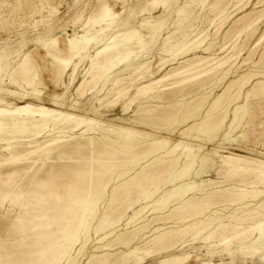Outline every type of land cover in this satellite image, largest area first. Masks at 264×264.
Masks as SVG:
<instances>
[{
  "label": "rangeland",
  "instance_id": "1",
  "mask_svg": "<svg viewBox=\"0 0 264 264\" xmlns=\"http://www.w3.org/2000/svg\"><path fill=\"white\" fill-rule=\"evenodd\" d=\"M17 1L0 0V84L5 90L20 91L22 84L12 82L10 77L21 81L18 66L29 56L30 66L38 75L33 87L25 89L28 92L37 89L45 106L91 117L104 126L129 128L171 145L183 142L194 151L188 162H180L170 172L169 163L162 164L167 159L165 148L144 154L152 146L143 145L132 153L106 137L113 136L118 144L135 143L133 139L108 129L88 131L85 138H92L93 144L71 152L68 159L61 161L52 155L53 164L49 162V167L36 174L31 170L23 179L22 185L27 186L30 181L32 188L51 173L47 187L53 191V197L39 201L44 207L39 210L51 218L50 225L46 223L49 228L34 230L28 220L22 218V224L18 225L19 221L4 219L0 213V264H264V227L260 231L253 229L264 224V184L235 185L237 188L230 196H222L218 192L232 185L223 178L217 163L218 151L224 156L264 160V91L246 98L257 83H264V2L257 5L259 0H167L156 7L153 0H51L39 6L40 14L26 17V13L14 12ZM38 1L31 0L27 8ZM102 2L113 10L115 22L92 44L86 56L107 44L112 35L126 31L137 30L146 45L137 49L132 64L105 75L94 91L81 94L77 90L90 67V59L85 54L75 58L69 70L56 78L50 54L68 56V41L83 34L88 17ZM182 9L185 14L179 17ZM221 15L227 20L220 27L217 24ZM245 16L248 21L261 19L252 29L242 31L244 22L237 26L235 23ZM53 40L55 44L44 47ZM222 63L225 64L220 66ZM143 64L142 73L148 80L160 79L175 70L186 73L155 85V99L151 95L140 96L127 107L136 93V87L131 86L128 97L109 105L115 99L116 91L110 92L114 80L128 76L139 80L136 68ZM74 68L75 81L70 79ZM197 71L201 76L181 86L175 84ZM30 75L34 76V72ZM125 83L122 87L130 86ZM0 97L20 102L17 95L0 93ZM246 102L249 113H241L236 119L237 107ZM150 122L155 125L148 126ZM115 150L121 155L115 157L112 154ZM54 164L67 167L76 181L71 176L57 178L56 171L51 170ZM149 166L162 172L158 187L147 186V193L139 195L138 202L127 210L119 203L112 207L113 197L117 194L124 197L123 192L136 184L141 172ZM186 166L188 169L178 178ZM1 177L2 191L6 183ZM209 181L221 184L196 188L184 198L174 197L168 206H158L178 190ZM130 197L134 198V193ZM81 199L90 201L96 214L68 260L64 254L71 245L72 230L65 233L59 222L73 217L74 201ZM145 206L148 207L141 214L143 219L129 223L128 217ZM111 211L113 215L125 213L124 221L119 224L113 218L99 233L107 235L100 241L96 228ZM227 224L238 229H224ZM22 227L25 230L18 232ZM239 229L252 234L255 246L262 248L259 253H254V247L241 250L239 240L233 239L227 245L219 243L223 236L231 237ZM128 254L132 257L124 259ZM178 259L182 261L178 263Z\"/></svg>",
  "mask_w": 264,
  "mask_h": 264
},
{
  "label": "bare ground",
  "instance_id": "2",
  "mask_svg": "<svg viewBox=\"0 0 264 264\" xmlns=\"http://www.w3.org/2000/svg\"><path fill=\"white\" fill-rule=\"evenodd\" d=\"M50 1L51 0H40L37 3L34 2L31 8H27L29 3H31V0H18L14 12L17 14L26 13L25 16L28 17L29 14L40 12L39 6H45V4L49 3ZM166 1L167 0L165 1L153 0L152 4L156 5ZM263 2L264 0H259L257 5H260ZM184 14L185 11L184 9H182L179 12V17L184 16ZM225 17L226 16L224 15L219 16L220 22H218L217 20L218 22L217 26L221 27L225 24V21L227 20V18ZM245 17L239 19L238 21L236 20L237 22L235 23L237 26V24L244 22V28L242 31H247L249 29H252L253 27L256 26L258 22H260L261 19L260 17V18H256L255 20L248 21L246 20L248 17L246 18ZM115 18H116L115 14L111 9V7L107 3L102 2V4L98 7V10L93 12L88 17L85 23L86 26L82 29L83 34L80 35L77 34L68 41L69 44L68 56H63L61 53L50 54L53 61V71L55 77L57 78L59 76H62L66 71H68L72 63L74 62L75 58L82 57L84 54L86 56L90 51L92 44H94L100 36L105 35V33L107 32L106 30L112 27V25L115 22ZM213 22H216V19H213ZM22 25L23 24L21 23L20 26ZM152 29L154 30L155 26H152ZM93 31L95 33H93ZM101 41L102 40H100V42ZM108 41L109 42L105 44L103 47L98 48L96 50L94 49L93 55L86 56L87 58L90 59L91 64L89 69L85 73L83 82L79 84L77 91L81 92V94H84L86 91H92V90L94 91L97 88V86L100 84V82L103 80L105 75L114 74V72L120 67L123 66L126 67V65L132 64V59L133 56L136 54L137 49H141L146 45L143 43L141 39V35L137 30L126 31L123 33H119L117 35H112L108 39ZM53 44H55V40L44 44V47H49L50 45ZM28 57H26L25 60L23 59L24 61L22 62V64L18 66V68L20 69V74H19L20 76L18 80L21 81H17L13 75L10 77L12 82H15L17 84H22L20 86L19 92H11V91L9 92L5 90L3 86H1L0 84V93H4L6 95L9 94L17 95L20 101V102L12 103L8 101L6 98L0 97V178H2L1 176H4L3 178H5V183H6V186H4L6 187V189L5 190L2 189V191L0 190V211H1L0 213L3 214L4 219L17 220V222L19 221L18 222L19 225L22 224L23 222L22 218H24L28 220V224L32 225L34 230H39L44 226L48 227V225H50L51 218H47V216L43 214L41 210H39L41 208H44L43 205L39 204V201L40 199H45L46 201H48L53 197V194L51 193L53 191L51 190L49 191L50 187L49 188L47 187V184L50 185L51 183L50 181H48V177L49 175L51 176V173L49 172L46 177L44 176L45 177L43 178L44 180L38 181V183L33 185L32 188H30L31 187L30 186L31 183H29L30 181L28 182L27 186L22 185L23 179L25 177H28L31 170H34L35 172L33 173L36 174L40 169L42 168L45 169V166L48 165L49 167V162L53 158L52 155H56L57 156L56 158L61 161L64 159H68L69 154L71 152L85 148L87 147V145L93 144L94 140L92 138L86 139L85 137L88 131L95 130V128L108 129L110 132L121 133L124 136V138L133 139L135 143L126 144L123 142L122 144H118L117 139L116 138L114 139L113 136L110 135L106 137V139H108L113 144H117L119 146H122L123 148H128V151L130 152L137 150L143 145L152 146V148H148L147 149L148 151L144 152V154L145 153L152 154L156 148L158 149L165 148L166 151L165 156L167 157V159L162 164L169 163L167 171L170 172H172V170L176 168L180 164V162L184 160L188 162L191 159L194 149H192L190 146H188L183 142H176L171 145L166 140L156 141L151 137H147L144 134L132 131V129L129 128H123V127L115 128L112 125L104 126V124H101L100 121H97L96 119H93L91 117L80 116L62 108H50L45 106L42 102H40L41 101L39 98L40 92L37 89L34 88L32 89L31 92H28L25 89V86L33 87L36 81L35 79L37 78L38 75L36 73V69L30 66ZM224 64L225 63H222L220 66ZM144 66L145 65L143 64L137 66L136 68V73L140 77L139 80L135 78L131 79V76L120 77L114 80L112 85L113 88L110 90V92L116 91V93L114 94L115 99H113L114 101L112 100V102H110L109 105H116V103H118L120 99L128 97V94L131 91L130 89L131 86L136 87V93L128 103L127 107L130 106L135 101V99L137 97L139 98L140 96L151 95L152 99H155L154 98L155 85L160 84L163 81V79L167 80L179 75L181 76L185 75L186 73V71L175 70L173 72L168 73L166 76L160 79L148 80V77L144 76L142 73L143 69L145 68ZM211 70H213V68ZM31 71L34 72V76L32 75L29 76V73ZM200 74L201 72L197 71V74L188 75V78L182 79L176 82L175 84L181 86V84L183 83L186 84V82L194 80ZM76 76H77V69L74 68V70L70 74V79L75 81ZM249 79L250 78L248 77L245 80H249ZM137 81L138 82L143 81V82L137 84ZM123 83L129 84L130 86L124 88L122 87ZM259 91H264V83L259 82L251 90H249L248 95L246 97L247 100L251 98V96L258 95ZM241 113L243 114L249 113L247 102L245 105L237 107L236 119L239 118ZM147 125L152 127L155 124L150 122ZM133 144L135 145L134 148L131 147L133 146ZM112 154L115 157L121 155V153L116 150L113 151ZM221 154L222 153H220L219 151L217 152V163L219 162L222 168L221 174L223 178L228 180L229 183H231L232 185V186L230 185L231 187L229 189H223L222 191L218 192L221 193L222 196H228V195L230 196L231 191L237 188L235 185L247 187L248 185L258 186L264 184V160L262 159L245 160L239 157L236 158L234 157V155L224 156ZM7 167L10 168L12 167V168L11 170L7 169L9 171L6 170L5 172L1 171L2 169ZM187 169L188 166L182 168L181 172L178 174V178ZM51 170L56 171L54 175H57V178H63V176L68 178L71 176L72 180L74 179L76 181V179L73 177V175L70 174L67 167H65L64 165L54 164ZM141 173H142L141 177L136 182V184H134L131 187H128V189L125 192H123L124 197L123 195L122 197L117 196L118 194L116 193L117 195H115L112 200V205H111L112 207L115 206L116 203H119L124 206V210H127L131 208L136 202H138L140 196L142 197L147 193L148 190L147 186L150 187L155 186L154 188L158 187V182H160L158 180L161 177L162 172H158L157 168L153 166H149L148 169H144ZM33 176L35 175L33 174ZM220 184L221 183L219 182L216 183L213 181H209L208 184L206 182L203 185L189 187L187 190H178L176 195H172L162 200L158 204V206L159 207L168 206L174 197L184 198L189 191L195 190L196 188L199 189L201 187L203 188V187L220 185ZM72 185L73 184H70L69 186L71 187ZM133 193L135 195L134 197L135 199L130 197V195H132ZM57 196L58 194H56L55 197ZM147 207L148 206H145L144 208L140 209L137 214L133 213L132 216H129L128 217V219H130L129 223H135L138 222L140 219H143L141 214L147 209ZM73 208H74L72 211L73 217L69 219L61 220L59 222V225L60 224L62 225L60 226L62 228L61 230H64L65 233H68V231L71 232L72 230L71 235L70 236L67 235L71 238V245L64 254L65 258H67L68 260L70 259V254L73 247L80 242L83 233L89 228L90 220L93 219L96 214V209H94L91 206L90 201L83 202L82 199L75 200ZM153 209L157 210V208H153ZM113 214H114L113 211L105 214L102 223L96 228L95 234L98 235V239L100 241L106 239L107 235L105 234L104 236V235H100L99 233L102 230H104L111 221H113V218L117 220L119 224L124 221L125 213L117 214V215H113ZM45 217L47 219L44 220ZM263 227L264 224L261 223L258 226L253 227V229H257L256 231L258 230L260 231L263 229ZM223 228L224 229L228 228L229 230L238 229L234 224H227V226L223 225ZM24 230H25L24 227L20 229L18 228V232L19 231L23 232ZM251 235L252 234H249L248 230L239 229L234 234H232L231 237L223 236L219 243L222 245H227L233 239L237 241L239 240L238 244L241 245V250L254 247V253L257 254L259 253V251L262 250V248L255 246L256 245V243L254 242L255 239H252ZM53 247L51 249H53ZM131 257L132 254H128L124 257V259H129ZM136 261H139V259H137ZM181 261H182L181 259L177 260L178 263H180Z\"/></svg>",
  "mask_w": 264,
  "mask_h": 264
}]
</instances>
